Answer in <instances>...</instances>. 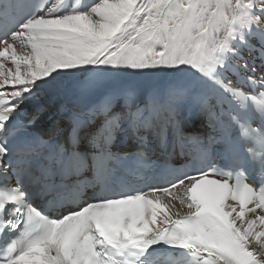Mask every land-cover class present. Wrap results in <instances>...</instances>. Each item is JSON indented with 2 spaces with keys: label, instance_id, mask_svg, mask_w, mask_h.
I'll return each instance as SVG.
<instances>
[{
  "label": "snow or ice",
  "instance_id": "6c2138e0",
  "mask_svg": "<svg viewBox=\"0 0 264 264\" xmlns=\"http://www.w3.org/2000/svg\"><path fill=\"white\" fill-rule=\"evenodd\" d=\"M0 264H264V0H0Z\"/></svg>",
  "mask_w": 264,
  "mask_h": 264
},
{
  "label": "bare ground",
  "instance_id": "6f19581e",
  "mask_svg": "<svg viewBox=\"0 0 264 264\" xmlns=\"http://www.w3.org/2000/svg\"><path fill=\"white\" fill-rule=\"evenodd\" d=\"M157 79H159V78H157Z\"/></svg>",
  "mask_w": 264,
  "mask_h": 264
}]
</instances>
